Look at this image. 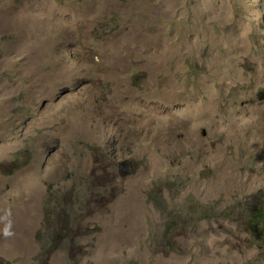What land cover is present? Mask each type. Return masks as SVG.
Here are the masks:
<instances>
[{
	"label": "rangeland",
	"instance_id": "374dc122",
	"mask_svg": "<svg viewBox=\"0 0 264 264\" xmlns=\"http://www.w3.org/2000/svg\"><path fill=\"white\" fill-rule=\"evenodd\" d=\"M257 210L264 0H0V264H264Z\"/></svg>",
	"mask_w": 264,
	"mask_h": 264
},
{
	"label": "trees",
	"instance_id": "16d2710c",
	"mask_svg": "<svg viewBox=\"0 0 264 264\" xmlns=\"http://www.w3.org/2000/svg\"><path fill=\"white\" fill-rule=\"evenodd\" d=\"M46 221H50V220L47 219ZM248 226H249V231L251 230L252 234L255 236L256 242L262 244L264 242V210L255 211L251 219L249 220ZM174 228L175 230L177 229V227H175V224L173 222L172 231ZM63 235H64L63 233H59L60 238Z\"/></svg>",
	"mask_w": 264,
	"mask_h": 264
},
{
	"label": "bare ground",
	"instance_id": "6f19581e",
	"mask_svg": "<svg viewBox=\"0 0 264 264\" xmlns=\"http://www.w3.org/2000/svg\"><path fill=\"white\" fill-rule=\"evenodd\" d=\"M127 166H128V165H127ZM64 215H65V214H64ZM255 242H256V240H255ZM256 245H259V243L256 242Z\"/></svg>",
	"mask_w": 264,
	"mask_h": 264
},
{
	"label": "water",
	"instance_id": "95a60500",
	"mask_svg": "<svg viewBox=\"0 0 264 264\" xmlns=\"http://www.w3.org/2000/svg\"><path fill=\"white\" fill-rule=\"evenodd\" d=\"M203 133L205 134V131H203Z\"/></svg>",
	"mask_w": 264,
	"mask_h": 264
}]
</instances>
